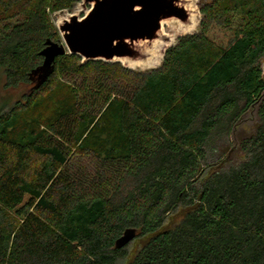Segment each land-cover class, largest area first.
Segmentation results:
<instances>
[{"label": "trees", "instance_id": "obj_1", "mask_svg": "<svg viewBox=\"0 0 264 264\" xmlns=\"http://www.w3.org/2000/svg\"><path fill=\"white\" fill-rule=\"evenodd\" d=\"M78 2L0 0L22 90L0 100V264H264V0L201 2L153 69L65 53L44 77Z\"/></svg>", "mask_w": 264, "mask_h": 264}, {"label": "water", "instance_id": "obj_2", "mask_svg": "<svg viewBox=\"0 0 264 264\" xmlns=\"http://www.w3.org/2000/svg\"><path fill=\"white\" fill-rule=\"evenodd\" d=\"M77 4L84 14L68 13L58 20L55 25L61 41L47 40L40 52L44 77L50 73L55 58L65 53L77 54L84 62L112 60L135 69L129 64H144L152 56L153 44L163 38L164 21H178L183 25L181 30L193 24L194 9L187 8V0H80ZM63 12L69 10L55 14ZM135 233L134 229L125 230L116 247L128 243Z\"/></svg>", "mask_w": 264, "mask_h": 264}, {"label": "rangeland", "instance_id": "obj_3", "mask_svg": "<svg viewBox=\"0 0 264 264\" xmlns=\"http://www.w3.org/2000/svg\"><path fill=\"white\" fill-rule=\"evenodd\" d=\"M191 5H192V9H194V19H193V24L191 26L190 29L187 30H181L182 29V24H180L178 21L176 20H169L166 21L165 24L162 27V31L164 33V36L162 39L156 40V48H153L152 50H154V53L152 52V56H148V58L146 59V61L144 62V64H140L137 67H133L135 69H147V68H153L155 66H158L161 63V59H162V53L164 51V49L175 43L177 40V37L179 35L182 34H186V33H192L197 31L198 29V22L200 19V14H199V4L201 2H205L206 0H191ZM70 13H76L80 15H83L84 12L81 11L80 5L76 4V6L73 8L72 11L70 12H63V13H57L52 15L53 20L55 22V24L58 22V20H60L61 18H65L67 17V14ZM61 41V40H60ZM147 52H149V50H147ZM264 68V67H263ZM4 82H5V74L3 72V70L0 68V100L4 101L7 100L9 102H13L14 100H16L19 95L21 94L22 90L20 89H12V88H8L6 89L4 87ZM256 109L257 106H254L253 108H251L248 113L246 114V116L242 119V121L236 126L235 131H234V136L231 138V141L235 144V146L238 144V140L241 136H245L248 135L252 132L253 128H254V122H256L257 120V116H256ZM236 148H234L233 151V155L234 156L236 154ZM238 151V149H237ZM175 221L178 220L177 217L173 218ZM173 222H171L172 224ZM135 245V243L133 244V246ZM133 248V247H132Z\"/></svg>", "mask_w": 264, "mask_h": 264}, {"label": "bare ground", "instance_id": "obj_4", "mask_svg": "<svg viewBox=\"0 0 264 264\" xmlns=\"http://www.w3.org/2000/svg\"><path fill=\"white\" fill-rule=\"evenodd\" d=\"M188 1V5H187V8L190 10V11H193V9H192V5H191V0H187ZM192 17V20H193V16H191ZM165 24V21L162 23V25H164ZM156 46L157 45H155V44H153V48H156ZM152 52L154 53V50H152ZM153 55V54H152ZM140 64L139 63H132V64H129V66L130 67H137V66H139Z\"/></svg>", "mask_w": 264, "mask_h": 264}]
</instances>
